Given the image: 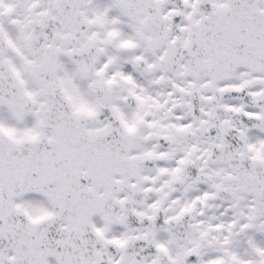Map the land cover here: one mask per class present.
Returning a JSON list of instances; mask_svg holds the SVG:
<instances>
[{"label":"snow or ice","instance_id":"snow-or-ice-1","mask_svg":"<svg viewBox=\"0 0 264 264\" xmlns=\"http://www.w3.org/2000/svg\"><path fill=\"white\" fill-rule=\"evenodd\" d=\"M0 264H264V0H0Z\"/></svg>","mask_w":264,"mask_h":264}]
</instances>
